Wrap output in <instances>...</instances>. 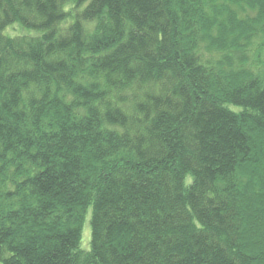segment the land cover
I'll return each instance as SVG.
<instances>
[{
  "label": "trees",
  "instance_id": "obj_1",
  "mask_svg": "<svg viewBox=\"0 0 264 264\" xmlns=\"http://www.w3.org/2000/svg\"><path fill=\"white\" fill-rule=\"evenodd\" d=\"M0 263L264 264V0H0Z\"/></svg>",
  "mask_w": 264,
  "mask_h": 264
},
{
  "label": "rangeland",
  "instance_id": "obj_2",
  "mask_svg": "<svg viewBox=\"0 0 264 264\" xmlns=\"http://www.w3.org/2000/svg\"><path fill=\"white\" fill-rule=\"evenodd\" d=\"M9 32L17 33V34H22L26 33L25 30L21 29L18 26L11 27L9 29ZM89 218H90V210L88 211L85 221L83 224V231H82V240H81V246L82 247H89V241H90V225H89ZM87 249V248H86ZM1 264V263H0Z\"/></svg>",
  "mask_w": 264,
  "mask_h": 264
}]
</instances>
